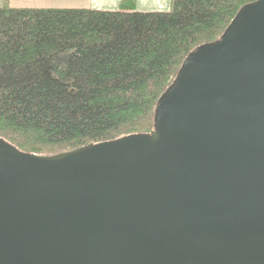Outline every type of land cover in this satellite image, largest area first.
<instances>
[{"label": "water", "instance_id": "obj_1", "mask_svg": "<svg viewBox=\"0 0 264 264\" xmlns=\"http://www.w3.org/2000/svg\"><path fill=\"white\" fill-rule=\"evenodd\" d=\"M0 264H264V0L187 55L150 132L0 138Z\"/></svg>", "mask_w": 264, "mask_h": 264}, {"label": "trees", "instance_id": "obj_2", "mask_svg": "<svg viewBox=\"0 0 264 264\" xmlns=\"http://www.w3.org/2000/svg\"><path fill=\"white\" fill-rule=\"evenodd\" d=\"M0 6V138L55 155L145 134L187 55L256 0H170L141 11Z\"/></svg>", "mask_w": 264, "mask_h": 264}, {"label": "crops", "instance_id": "obj_3", "mask_svg": "<svg viewBox=\"0 0 264 264\" xmlns=\"http://www.w3.org/2000/svg\"><path fill=\"white\" fill-rule=\"evenodd\" d=\"M11 1V2H9ZM8 4L11 6H35L38 5L37 3H43L40 2V0H27V2L19 1V0H9ZM103 1H108V5H111L112 7H116L113 10L117 9L119 6L120 0H84V3H82L86 7H92V8H98L100 5H103ZM2 4V0H0V5ZM14 4V5H13ZM145 4L146 6H144ZM158 0H135V8L137 10H141V7H146L149 10H141V11H154V10H168L170 6V0H164L162 4L159 6ZM142 5V6H141ZM163 6V8H161ZM37 7V6H36ZM99 9V8H98Z\"/></svg>", "mask_w": 264, "mask_h": 264}, {"label": "rangeland", "instance_id": "obj_4", "mask_svg": "<svg viewBox=\"0 0 264 264\" xmlns=\"http://www.w3.org/2000/svg\"><path fill=\"white\" fill-rule=\"evenodd\" d=\"M19 1H23V3L27 2V0H19ZM158 1L160 3L159 6L163 5L162 2L164 0H158ZM5 2H6L5 0H2V4L0 6L5 5ZM9 2H11V1H9ZM40 2H43V3L38 2L37 3L38 5H35V6H37V7H65V8L86 7L82 4V3H84V0H40ZM6 4H7V2H6ZM107 4H108V1H103V5H100V7L98 6V8L103 9V10H113L114 8H116V7H112L111 5L106 6ZM143 5L146 6L145 4H143ZM163 6L161 8H163ZM141 10H149V9L142 6Z\"/></svg>", "mask_w": 264, "mask_h": 264}]
</instances>
